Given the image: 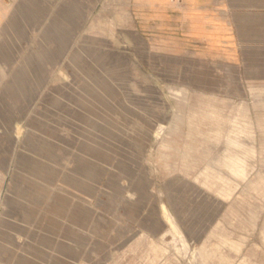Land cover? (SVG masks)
<instances>
[{
  "label": "rangeland",
  "instance_id": "374dc122",
  "mask_svg": "<svg viewBox=\"0 0 264 264\" xmlns=\"http://www.w3.org/2000/svg\"><path fill=\"white\" fill-rule=\"evenodd\" d=\"M262 2L0 0V264H264Z\"/></svg>",
  "mask_w": 264,
  "mask_h": 264
},
{
  "label": "crops",
  "instance_id": "0c3cea01",
  "mask_svg": "<svg viewBox=\"0 0 264 264\" xmlns=\"http://www.w3.org/2000/svg\"><path fill=\"white\" fill-rule=\"evenodd\" d=\"M262 3L264 4V0H263ZM171 229H172V228H171ZM172 231H174V230L172 229ZM202 253H203V256H204V257H207V256L209 255V253H207V252H205V251H203Z\"/></svg>",
  "mask_w": 264,
  "mask_h": 264
},
{
  "label": "bare ground",
  "instance_id": "6f19581e",
  "mask_svg": "<svg viewBox=\"0 0 264 264\" xmlns=\"http://www.w3.org/2000/svg\"><path fill=\"white\" fill-rule=\"evenodd\" d=\"M175 232H177V226L175 224L172 223V227H171Z\"/></svg>",
  "mask_w": 264,
  "mask_h": 264
}]
</instances>
